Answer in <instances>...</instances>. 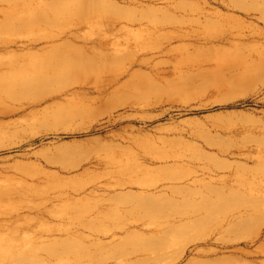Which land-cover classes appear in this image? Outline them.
<instances>
[{"label": "rangeland", "instance_id": "rangeland-1", "mask_svg": "<svg viewBox=\"0 0 264 264\" xmlns=\"http://www.w3.org/2000/svg\"><path fill=\"white\" fill-rule=\"evenodd\" d=\"M198 18L178 39L173 23ZM74 29L116 57L0 81V264H264V0H0L6 46ZM145 56L135 80L100 89ZM195 178L215 206L179 230L206 197L173 190ZM239 210L236 231L217 229Z\"/></svg>", "mask_w": 264, "mask_h": 264}, {"label": "bare ground", "instance_id": "bare-ground-1", "mask_svg": "<svg viewBox=\"0 0 264 264\" xmlns=\"http://www.w3.org/2000/svg\"><path fill=\"white\" fill-rule=\"evenodd\" d=\"M147 30L155 31L159 28L165 29L167 26L163 23H151L149 19H145ZM38 21H34L36 23ZM140 22H144V18L140 19ZM204 19H196L192 25L186 24L185 21L178 20L173 23L174 30L179 32L178 39H184L185 36L191 31H197L201 27V23ZM196 25L198 28H193ZM26 39L18 42L11 43L12 47L6 46L9 44L0 43V49L8 52H13L15 60H11L8 63L0 64V74L8 73V79L2 78L0 81L3 84H10L13 88H25L34 84L45 83L55 77H64L66 75L65 69L70 64H82L85 61H94L100 59H113L116 56L113 54L104 52L98 54H92L87 51L93 47H107L106 41L103 38H97L93 40L81 39L79 32L74 30H60V31H47L30 32ZM78 41H82V49L77 48ZM137 45H141L140 41ZM150 57H142L140 59H134L127 68L111 75L106 76L100 89L102 91L112 85L122 82L123 78L128 77L123 84L132 82L138 75V68L147 64ZM98 67L94 64V70L97 71ZM5 76V75H4ZM199 179L195 178L192 184H186L179 189H174V192L183 194V196L191 199L193 196L203 195L205 196V204L202 207L194 208L191 211L181 212V224L177 225L179 230H191L199 224L203 223L207 218L205 209L214 207V203L209 199L208 192L213 189H217L211 185H205L198 187ZM133 187V185H128ZM120 188L124 189L126 186L120 185ZM202 190L207 191L204 193ZM207 195V196H206ZM244 220V214L242 211H235L226 214V217L217 226L221 231H236ZM116 235V234H115ZM114 235V236H115ZM106 236H108L106 234ZM207 239V238H206ZM100 245H105L104 243ZM184 253L186 252V246L184 245ZM184 255V254H183ZM182 255V256H183ZM111 257H98L90 260L88 264H121L122 262Z\"/></svg>", "mask_w": 264, "mask_h": 264}]
</instances>
